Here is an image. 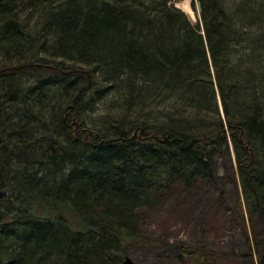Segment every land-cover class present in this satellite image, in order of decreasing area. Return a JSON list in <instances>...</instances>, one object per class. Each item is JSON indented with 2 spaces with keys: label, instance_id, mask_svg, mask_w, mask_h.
Masks as SVG:
<instances>
[{
  "label": "trees",
  "instance_id": "obj_1",
  "mask_svg": "<svg viewBox=\"0 0 264 264\" xmlns=\"http://www.w3.org/2000/svg\"><path fill=\"white\" fill-rule=\"evenodd\" d=\"M179 1L0 0V42L35 51L14 71L33 79L0 68V142L16 140L0 147V264H118L111 253L142 240L141 209L175 184L211 180L213 154L228 152V140L245 211L261 225V246L246 257L264 264V0H196L197 24ZM26 11L44 22L34 36L36 22L19 20ZM96 77L125 115L84 145L64 111L85 128V100L101 93ZM32 131L42 134L28 142ZM40 206L42 218L32 214ZM175 249L181 258L213 254Z\"/></svg>",
  "mask_w": 264,
  "mask_h": 264
},
{
  "label": "rangeland",
  "instance_id": "obj_2",
  "mask_svg": "<svg viewBox=\"0 0 264 264\" xmlns=\"http://www.w3.org/2000/svg\"><path fill=\"white\" fill-rule=\"evenodd\" d=\"M185 2H188L189 8L193 12L192 16L181 7ZM192 5H194L195 9L192 8ZM174 6L182 11L192 24L199 22L196 0H181L175 3ZM29 11L24 12L22 14L23 17H19V20L22 25L29 26H34L36 22L35 25L38 29H30V32H33L34 36V33H39V28L42 29L44 22L43 20H39L38 15L40 16V14L33 16L34 13H30L31 11ZM26 29L29 31V27ZM33 40L35 41V39ZM34 41L32 44H34ZM20 50L21 48L19 50L15 48L12 51H7V46L0 42V68L9 67L8 71L5 70V78H14V76L16 77L21 74H27L31 77L30 69L26 73L18 74L14 72V75H12L13 71L11 70L15 71L17 68L18 59H23V61H25L24 59L31 60L32 55L35 53L34 50L33 52L30 51V45L27 44L23 54L20 53ZM38 57L37 59H46L47 55L40 54ZM49 60L52 59L49 58ZM52 61L59 62L58 59H53ZM80 67L86 71L92 68L82 65ZM27 68L28 65L20 66L22 70H26ZM27 75H24V77ZM95 81L96 84L95 82L91 83V88L93 90L101 88V93L97 98H89V96L85 100L86 103H90L89 105H91L88 110L83 111L81 116L85 128H81V121L75 117L74 113L68 112L71 108L64 111L66 115V117L64 115V118L67 120L68 118L69 120L74 118V123L78 124L71 132L72 139L81 138V144L84 145L91 142L85 140L87 135L98 134V132L106 129L115 120H119V117L125 115L121 108L123 101L117 97L114 98L106 93L107 91L103 92L106 86L99 83L101 79L96 77ZM24 82L27 85L22 88L20 83L21 88L18 90H25L29 81ZM35 86L37 85L35 84ZM28 89L29 87H27ZM42 95L33 94V97L36 100H43ZM23 96L25 97L24 93ZM113 98L114 101L112 102ZM89 109H92V111ZM222 109V104L219 102L221 113ZM2 119L6 120V118ZM69 120L68 122H70ZM83 131L85 133L84 136ZM41 134L42 132L40 131H32L31 133H27L26 137H31L28 142H32ZM1 137L3 139L0 142V147L6 146L10 149L11 146L15 145V137H12L10 133H7V135L3 134ZM9 149L7 150L8 152ZM33 160L32 155H27L25 156V160L22 161L30 164ZM67 171L65 169L64 173L67 174ZM21 173V170H19L17 175ZM211 176V180L203 183L196 182L189 187L175 184L163 195V198L156 199L155 204L158 205L156 208L141 209L134 230L136 236H140L142 240L136 239L137 243L131 241L132 239L129 240L130 245L124 249H120L117 253L112 252L111 256H116L122 261L128 257L137 264H257L255 260L246 257V255H255V252L260 248L259 241L255 242L257 238L254 236L253 230L259 232L261 225H259L260 221H258L259 218L256 212H251L250 214L245 211L239 187L240 178L237 175L235 155L232 153L230 146L228 147V152L223 148L214 152L211 163ZM51 178H53V174L50 176ZM239 201H241L240 204ZM44 207L40 206L35 211H32L31 208L30 211H32L35 217L42 218L46 215L45 211L43 212ZM23 209L24 211L28 210L27 206ZM241 211L244 213V220L242 219ZM4 212L5 209H2V213ZM12 212L13 210L9 213ZM2 213L0 214V218L1 216L3 218L5 215ZM63 214L68 216L67 212ZM31 218L33 219V217ZM258 229L259 231H257ZM261 237L262 235H258L259 239ZM175 246L199 252H212L213 254L207 260L197 257L181 258L180 254L176 252Z\"/></svg>",
  "mask_w": 264,
  "mask_h": 264
},
{
  "label": "bare ground",
  "instance_id": "obj_3",
  "mask_svg": "<svg viewBox=\"0 0 264 264\" xmlns=\"http://www.w3.org/2000/svg\"><path fill=\"white\" fill-rule=\"evenodd\" d=\"M175 7V6H174ZM181 7L184 9V10H186V12H188L191 16L193 15V12L191 11V9L189 8V5H188V2H185V3H183L182 5H181ZM176 8V7H175ZM33 61V63H32V65L35 67V66H39V64H38V61L37 60H32ZM9 68V67H8ZM8 68L6 69L7 71H8ZM11 71H13V74L12 75H14V70H11ZM10 71V72H11ZM18 74H20V73H18ZM24 79V78H23ZM36 79H37V77H36ZM38 79H40V77L38 78ZM39 82V81H38ZM215 89H217V88H215ZM20 91V90H19ZM216 93H217V91H216ZM38 94H40V92H37L36 93V95H38ZM217 100H218V105H219V97H218V94H217ZM230 146V148H231V151H232V153L235 155V153H234V151H233V147H232V144H231V142L228 140V147ZM237 164V163H236ZM237 175H238V173H237ZM199 179V178H198ZM198 179H196V180H198ZM197 183H198V181H196ZM196 182H194V183H196ZM193 183V184H194ZM241 190V189H240ZM168 192V191H167ZM166 193V192H165ZM165 195V194H164ZM158 205H156V206H154V208H156ZM147 206H144V208H146ZM148 209H149V207H147ZM3 223V222H2ZM128 258V257H127ZM130 259V258H129ZM122 262V260H120L119 261V263L118 264H120Z\"/></svg>",
  "mask_w": 264,
  "mask_h": 264
},
{
  "label": "water",
  "instance_id": "obj_4",
  "mask_svg": "<svg viewBox=\"0 0 264 264\" xmlns=\"http://www.w3.org/2000/svg\"><path fill=\"white\" fill-rule=\"evenodd\" d=\"M120 264H137L129 258H125Z\"/></svg>",
  "mask_w": 264,
  "mask_h": 264
}]
</instances>
